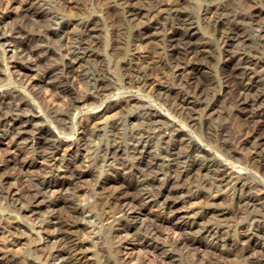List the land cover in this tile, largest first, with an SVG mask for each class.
<instances>
[{
    "label": "bare ground",
    "instance_id": "6f19581e",
    "mask_svg": "<svg viewBox=\"0 0 264 264\" xmlns=\"http://www.w3.org/2000/svg\"><path fill=\"white\" fill-rule=\"evenodd\" d=\"M49 1L50 0H21L19 2V5H18L17 9H16L17 14H15V16L18 17V19H21V20H27L28 19V21H29L30 18L42 19L44 16L42 15V13H37V11L40 12L41 10L39 11V9L42 8L44 5H46L47 2H49ZM55 1L58 3V5L62 6L63 8L67 4L66 0H55ZM232 1H234V0H232ZM239 1L241 2V0H239ZM239 1H238V3H240ZM69 2H71V0ZM76 2L79 3L80 1L79 2L76 1ZM223 2H224V0H223ZM243 2L245 3V1H243ZM261 2H263V1L261 0ZM120 3H122V2H120ZM123 3H122V5H123ZM139 3L137 4V6L139 5ZM141 3H144V1L141 2ZM151 3H153V2H151ZM157 3H158V0H157ZM248 3H250V2H248ZM53 4H52V6H53ZM201 4H203V3H201ZM241 4L243 6V3H241ZM128 5H130V3H128ZM235 5H237V4H235ZM257 5H259V4H257ZM149 6H151V5H149ZM156 6H158V5L156 4ZM242 6L240 5V8ZM134 7H135V5H133V8ZM202 7H204V6H202ZM2 8L3 7H0V42H2V43H0V46H1V49H0V54H1V58H0V84H2L0 86V89H1L0 90V112L3 111L4 109H6L7 112H4L3 114L0 113V142L2 140H7L8 142H10L11 146L17 148L20 151L19 152H16L12 156L9 155V157L10 156L11 157H10V159L8 158V160H6V158H0V163L3 162L6 165L8 164L7 167H10V166L12 167L13 166V169L15 167V169H14L15 171L14 172H16L15 174H17L16 177H9V176L0 175V209L3 210V211H10V212H12L13 213V216L17 220H20L21 221V219H24V221H25L24 223L27 225L26 228H29V227L31 228L33 226L32 223L34 222V220L32 222L30 219H28V217L26 218L25 214H29V216H31L32 214L33 215L36 214L39 211H37L38 209L33 208L32 205L34 203L39 202V200H44V199H47V198L50 199V202L44 207L47 210V212H46L47 214L44 213L43 214L44 216L37 217L38 219L40 218L39 220L42 219L41 221L38 222L39 223V226L37 228V235L39 237L38 236L37 237L39 238V242L43 243V247H41L39 250L37 249V250H34L33 251V255L36 257L37 261H43L44 262V260H42V259L43 258L45 259V255L47 254L49 257L46 255L47 258L45 259V264H92V263H88V258L89 257L87 258V254H86L87 250H86V247H85L86 246L85 242L81 241V239H80V242H76V240H75L76 238L79 239V237L82 236L81 233H83L85 230L90 229L89 226L83 227L78 222L79 218L81 216H84L85 215L89 219V222H88L89 225L93 228V230H95L94 232H95V235L96 236L99 235V233L101 232L102 228H105V227L101 226V224L104 225L103 224L104 221L102 222V219L103 218H105V219H112L114 223H117L116 229L115 230L113 229L114 230L113 233L115 234V239H117V240H123L124 236H126V238L128 236L136 237V235L138 236V235L141 234V236H143L142 239H144V241H145V246H146V243H148V247L150 248L149 251L152 250V252H158V251L161 252V255L164 256V259L161 260L162 262H165L166 261V259L171 255V252H174V251H182L183 253L185 252V255L186 256L187 255L188 256L190 255L192 257V259H193L192 264H226V261H225L226 255L224 254V250L230 249L228 247H231L235 251V253H234V251L231 252V253L232 254H235L237 256V259L239 260V263H240V261L243 262L244 260H246L248 257L251 256V257L255 258L254 261L251 260V261H253V262H251V264H264V215H262V217L260 216L261 220H259V221H255V219H254L255 216L252 215L253 218H251L249 220L250 222L248 224L245 223V224H247V226L246 227L244 226L245 229H244V231L242 233H237V232L235 233V232H233V234L232 235L230 234L231 236L229 235V237H228V236H224V235L219 234L220 231L218 232L217 230L213 229L212 228L213 225L211 227H206V226H203L202 224L198 223L197 221L199 219L196 221L197 218L196 219H189V218L186 219V218L179 217V216L173 214V210L179 205V203H177L178 201L176 202L175 200H172L171 201V198L172 197H174L175 195L183 194L185 191H187L188 193H190V191L193 188H195V187L192 186V184H197L196 185L197 187H198V185H203L204 187H207L210 190H213V189L215 190L216 189V190L219 191L221 189V187H222V184H224V182L226 181V176H228L227 174L225 175V171H226L227 167H226V169L222 170V168H225L223 165L216 164L214 162V160L213 161L212 160H209L208 161L206 159V155H205L206 154V151L203 149V147H201L199 144H197V143H195L193 141V138L191 137V135H189L188 133H185L184 132L185 130H183V127L182 126L181 127H179V126L177 127L176 125H174L173 123H171L170 120L167 119V117L165 118V115H163L160 112H149V111H147L145 109V110H143V112L140 111L141 112L140 115H137V116H134V117L132 116L131 119H128V120H131L132 123H131L130 130H127L126 129L127 131H130V132H129V134L127 133L128 134V139H127V142H125L126 144H125L124 147L121 146L117 142V140L119 139L118 137L120 135V132L114 130V127H119V124L116 121H114V122H116L114 124L111 123V124H113V126L111 127V130L112 131H110L111 134H110L109 138L107 140H105V141H102L101 139H102L103 133L105 132L104 130L107 128L106 126H102L101 125V127L99 128V127H97V125L96 126L94 125L91 128L89 127V122L92 120V118L94 119L93 116H95L96 114H98L99 112H101V111H98V110H97L98 112H93V111L96 110L97 108L101 109V107H103V105H104L103 103H102L103 105L100 104L98 106L96 104L99 102V100L101 99V97H106V94L107 93L109 94V90L106 87H104L105 85L103 86V83L101 82V79H96V78H93L92 79L91 77L89 78V76L84 73L85 72V69H83L81 71L83 72V76H86L85 79L87 81H85L86 83H85V86H84V91L82 92L80 90V92H81L80 93V96L79 97H76V89H75L76 87H75V83H74V78H75L74 74H75V70H77V69H75V68H77L76 67L77 65L80 66V67L81 66L83 67V64H87L88 63V60L90 59V56H91V51L89 50L90 51V56H89L88 53H87V49L90 48L93 45H96V43H94L92 41V39H93L94 35L98 31L96 32V30L94 29L92 21H90V20H82L81 21L80 20V22H76L73 25V28L71 29L70 28V24L71 23L70 24L69 23H61V22H58L57 21L59 18L58 19L57 18L55 19V17H54V19L52 20L53 17L52 18L50 17L51 18V24L52 25L51 26L48 25L49 26L48 30L45 29L46 31L45 32L43 31L44 30V27L45 28L48 27L46 25V26L43 27V30L41 29L44 33L40 32V34L38 33L37 35H34L33 36V35H29L28 33H26L22 29H17V31H15L14 29H11V26H10V32H7V30H6L7 28H6V26H4V24H6V22L8 20L10 21V17L11 16H9V15H7L5 13L6 9L3 11ZM56 8L59 10V7H55V9ZM128 8H130V7H128ZM143 8H145V7H143ZM155 8H157V7H155ZM166 8H168V7H166ZM196 8H197V6H196ZM229 8H231V7H229ZM244 8L247 9L246 7H244ZM248 8H249V6H248ZM250 8H251V5H250ZM147 9L149 10V8H147ZM200 9H202V8H200ZM221 9L223 10V8H221ZM137 10H135V11H137ZM160 10H159L158 14L160 12L162 13V11H160ZM176 10H177V8H176ZM209 10H211V9H209ZM7 11H8V9H7ZM168 11H169V9H168ZM247 11H249V9H247ZM98 12H99V10H98ZM128 12H130V11H128ZM164 12H165V10H164ZM213 12H214V10H213ZM231 12L233 13L232 10H231ZM263 12L264 11H262V10H259V11H255L254 10V11L248 13L247 14V17L246 16H244V17H246L251 24H253V23L255 24L258 21V19L261 17V15L264 14ZM220 13H222V12H220ZM53 14H55V13H53ZM130 14H132V13H130ZM136 14H138V13H136ZM155 14H157V13H155ZM225 14H224V17H225ZM145 15H147V14H145ZM151 15H152V13H151ZM207 15H209V14H207ZM229 15H230V13H229ZM15 16H14V18H15ZM154 16H158V15H154L153 14V17ZM232 16H233V14H232ZM46 17H48V16H46ZM136 17H137V15H136ZM141 17H143V16H141ZM213 17L212 18L209 17V18L210 19H213ZM50 18H49V20H50ZM128 18H130V17H128ZM181 18H179V19H181ZM188 18L189 17H187V19ZM192 18H193V16H192ZM262 18L264 20V17H262ZM60 19H62V18H60ZM85 19H87V17ZM130 19H132V18H130ZM143 19H145V18L143 17ZM143 19H141V21ZM160 19L161 18H159V20ZM187 19H186V21H187ZM242 19H243V17H242ZM125 20H128V19H125ZM259 20L262 22V19L261 18ZM13 21H15V20H13ZM128 21L131 22L132 20H128ZM206 21H208V20H206ZM230 21H231V19H230ZM260 21L258 22L259 27H256V28H259L258 31H256V32H258V36L260 34H263L264 33V31H262V27L260 26ZM16 22H14V23H16ZM24 22L25 21H23V23ZM31 22H34V20H32ZM45 22H47V21H45ZM137 22H140V21H137ZM147 22L148 21H146L145 23L147 24ZM136 23H135V25H136ZM187 23H188V21H187ZM165 24L166 23H164V26H165ZM167 24H169V23H167ZM213 24H214V22H213ZM247 24H249V23H247ZM40 25H42V23ZM43 25H45V24H43ZM157 25H156V27H158ZM231 25H232V23H231ZM240 26L241 25H239V27ZM18 27H19V25H18ZM71 27H72V25H71ZM204 27H203V29H204ZM234 27L236 28L238 26H234ZM38 28H40V26ZM167 28H170V27H167ZM179 28H181V27H179ZM228 28H230V27H228ZM182 29H181V31H182ZM197 29L199 30V28H197ZM226 29H227V27H226ZM28 30H27V32H28ZM150 30H151V28H150ZM187 30H188L187 32H190V30H193V28L191 27L190 29H187ZM240 30H238V31H240ZM35 31H38V30L35 29ZM135 31H136V29H135ZM213 31H215V30L213 29ZM30 32H32V31H30ZM159 32L160 33H158V34H161V31H159ZM195 32H193V33H195ZM220 32L223 33V31H221V30H220ZM228 32H229V30H228ZM7 33H10L11 36H12V38L13 37L15 38V37L21 36V35L25 37V38H22L25 43H22L23 41L20 42L18 40L19 43H17V46L14 49L8 50L10 52V54H11V58H13V59L16 58L19 62L21 61L19 67L25 68V69H33L35 67L39 68L36 65H32V64H34V62L31 61L32 64L30 62L31 57L33 56L32 51L28 49L29 46L27 47V43L31 41V40H29L30 38H33L32 40H34L35 43L36 42L38 43V45L35 44L38 47L41 46V42L43 43L44 41H47V42H50V43L52 42L54 44V47H57V46H55V43H56V45H57V43L60 44V43L64 42L65 38L67 37V40L69 41V44L67 46L66 45L65 46H66V48H68L67 49V51H68L67 53H68V56H70V59L65 60V58H61V64L62 65L60 67L59 66L58 67L56 66V67L51 68L48 71L45 70V73L44 72L43 73L41 72L42 74L39 76L40 79L43 80L45 77H48V76H51L52 77V76L55 75V78H56L55 80H56V84H57L56 87H57V90H58L56 93L58 95V99L59 98H60V100L62 99L61 100L62 101V103H61L62 105L61 104L59 106L57 105V107H55L53 105L46 107V105H44V107H45V110H44L42 108L43 106L41 107V104L39 103L40 104L39 105L37 103V101L34 100V98H29L26 95L25 96L22 95V93L24 94V92H29L27 90L28 87L25 88V89H23V91L13 90L12 85H15L17 82L16 81H15L16 83L13 82L14 79L13 78H10L8 76L9 75L8 73H10L9 70H8L9 67L5 63V55L7 53V49L6 48L8 47V46H5V45H6L7 42H10V41H8L9 40L8 38H10V36L8 38L6 37ZM155 33H157V32H155ZM167 33H169V32H167ZM193 33H192V35H193ZM232 33H234V31H232ZM243 33H245V32H243ZM143 34H140V35H143ZM170 34H171V32H170ZM170 34L167 35V39L170 38L171 39V40L169 39L170 40V43L171 44H173V43L175 44V41H174L173 38L176 37L177 34H174V32L172 33L173 35H170ZM211 34H213V32ZM148 35H150V34H148ZM155 35L157 36V34H155ZM155 35H153V33H152V37L153 36L156 37ZM237 35H238V33H237ZM240 35L238 37H240ZM244 35H242L243 38H244ZM135 36H136V34H135ZM224 36H221L220 39L222 37H224ZM230 36H232V35H230ZM234 36H235V33H234ZM98 37H100V36H98ZM144 37H145V35H144ZM96 38H97V36H96ZM181 38H182V36H181ZM230 38H233V36L230 37ZM247 38H249V37H247ZM141 39H142V36H141ZM143 39H145V38H143ZM163 39L164 38L162 36V40ZM225 39H227V37ZM151 40H149V41H151ZM176 40H179V39H176ZM184 40H183V42H184ZM190 40L191 39H189V41H187V42H190ZM245 40H246V38H245ZM13 41H14V39H13ZM253 41H254V39H253ZM139 42H140V40H139ZM197 42H199V41H197ZM219 42L220 41H218V44H219ZM225 42H223V39H222V43H225ZM236 42H239V40L236 41ZM39 43H40V45H39ZM52 43H51V45L53 46ZM67 43H65V44H67ZM179 43H177V44L179 45ZM242 43H244V42L242 41ZM165 44H166V42H165ZM194 44L196 45V43H194ZM205 44H204V47L206 46ZM210 44H211V42H210ZM31 45H33V44H31ZM157 45H159V47L162 46L160 44H157ZM175 45H173V46H175ZM191 45H193V44H191ZM197 45H198V43H197ZM217 45H216V48H217ZM237 45H239V44H237ZM237 45L235 47H237ZM36 46H34V47H36ZM181 47H183V46H181ZM198 47H199V45H198ZM66 48H65V50H66ZM165 48H166V45H165ZM167 48H168V45H167ZM246 48H248V47H246ZM99 49H101V48H99ZM137 49H138V47H137ZM209 49L210 48H208V50ZM219 49H220V47H219ZM252 49H254V45H253V48ZM65 50H62L61 53L63 54V52H65ZM96 50L97 49H95V51ZM175 50H177V47H176ZM181 50H182V48H181ZM193 50H194V48H193ZM208 50L206 52H208ZM214 50H215V48H214ZM18 51L20 53H18ZM135 51H138V50H135ZM225 51H227V49H225ZM258 51L261 52V51H264V49H262V50L260 49ZM35 52H36V50H35ZM38 52H42V55L41 54H39V55L43 56L44 55L43 53L46 52V51L44 49H42L41 47H39V49H37V52L36 53H38ZM192 52L194 53V51H192ZM192 52H191V50L190 51H186L185 55L186 56H189V55H191ZM212 52H210V53H212ZM253 52L254 51L251 50V52H249V53H244L243 52V54H241V55L238 53L239 54L238 55L239 57L236 59V61H235V57L231 56V57H229V59H226L225 60V63L223 65L225 67L231 69L230 70L231 71L230 73L233 74V78H234V75L240 76V78L238 77L239 78V82H238V86H237V93H238L240 99L238 98L239 99L238 103H237V101H235V103L238 104V107H241L240 109L243 110V111L245 109L247 111L248 108H251L252 110L255 108V114L254 115H250V116H253V117L254 116H258V117L263 118L264 117V90L260 91L261 88L258 90L257 87L260 85L259 81H261V78L264 79V77H260L261 75L264 76V62H262V60H260V58H259V60L255 59L256 56H253L254 55ZM51 53H53V52H51ZM149 53H151V52H149ZM155 53H157V52H155ZM195 53H196L195 54V57L197 58V56L200 55V54L198 52H195ZM223 53H224V51H223ZM232 53L233 52H231V54ZM174 54H175L174 56H177L176 53H174ZM181 54H184V53H181ZM213 54L214 53H212L210 56H212ZM178 55H180V53ZM262 55H264V54H262ZM157 56H158V54H157ZM169 56H167V58ZM192 56H193V54H192ZM208 56H209V54H208ZM215 56H216V54H215ZM217 56H219V55L217 54ZM50 58H51V56H50ZM148 58H150V57H148ZM130 59H126V60H128V62H130ZM185 59L183 58V60H185ZM191 59H193V58H191ZM144 60H146V59H144ZM178 60L182 61V59H180V58ZM211 60H210V62H211ZM233 60L236 63L235 65L232 64ZM158 61H155L154 60V62H158ZM170 61L172 63L173 60H170ZM191 61L192 60H190L189 62H191ZM203 61H202V63L204 64L206 61H204V62ZM7 62H8V60H7ZM184 62L185 61H183L182 63L184 64ZM215 62H216V60H215ZM178 63H181V62H178ZM196 63H198V62H196ZM208 63L209 62H207V64ZM141 64H143V63H141ZM144 64H145V62H144ZM207 64L205 63V65H207ZM215 64L217 65V63H215ZM134 65H136V64H134ZM197 65H199V64H197ZM170 66H171V64H170ZM191 66H192V64H191ZM80 67H79V69H80ZM143 67H145V66H143ZM149 67H154V65L152 66V64H151V66H149ZM159 67L160 66H158V68ZM164 67H166V66H164ZM185 67L186 66H184V69L185 70H191V69H189V65H187V68H185ZM207 67H208V65H207ZM140 69L142 71V68H140ZM179 69H181V68H179ZM128 70H130V69H128ZM128 70L126 69V71H128ZM174 70H175V68H174ZM147 71H149L148 66H147ZM164 71H165V68H164ZM240 71H241V73H239ZM4 72H6L8 75H5L6 77L4 76L5 78H2L3 77L2 75H3ZM135 72L136 71H134V73ZM156 72H157V70H156ZM167 72L165 71L164 73L166 74ZM198 72H199V70H198ZM157 73H161L162 74V71L157 72ZM184 73H185V71H184ZM187 73H189V72H187ZM126 74H127V72H126ZM173 75L174 76L172 78L171 77L170 78L172 80L178 81L180 83V85L183 87L184 90L181 89V90H179L177 92H174L172 90V88H171L172 87L171 85H169V86H171L170 88L167 87L168 82L166 83L167 84L166 87L161 86V84H160L161 87L157 90V91H159L158 94H157V92H155V94H157L156 95V98H157L156 101L160 102L161 106H163L164 108H167V109H165V111H167V113L169 112L171 115H173V117H175L178 120L179 125H180V123H183V125L189 126L190 129L192 128L193 130H195V129L198 130L199 128H201L202 123H201L200 120H198L197 116H200V114H202V115H204V118H205V114L210 113V115H209L210 117L208 119L209 120H211V119L213 120V118H211V117L213 116L212 113H213V110L215 108L206 105L207 107L204 109L203 108V105H204V103L206 101L209 100L210 96L212 95L211 94V92H212V86H215L216 84L214 85L212 81L211 82L208 81L210 83L208 85H206V84H204V83H206V81L205 82L203 81L204 83L202 81H199L197 75H195V77L193 75H190V74H189L190 76L187 75V74L186 75L185 74H182L181 75V74H178V73L177 74L175 73ZM203 75H206V74H203ZM103 76H104V74H103ZM166 76L168 77L167 74H166ZM215 76H218V75L216 74ZM96 77H97V75H96ZM205 77L207 78V76H205ZM229 77H231V76H229ZM104 78L105 77H103V79ZM221 78H222V75H221ZM12 79H13V81H12ZM107 79H109V78H107ZM128 79H131V78H128ZM208 79H210V78H208ZM226 80H225V82H226ZM125 81H127V80H125ZM128 81H130V80H128ZM165 81H167V80H165ZM165 81H163V82H165ZM214 82H216V81H214ZM137 83H138L137 85H139V89L140 90H143L144 88H146L148 86L149 80H148V78H145V77L143 78L142 77V78H139L138 79ZM128 84H131V83H128ZM170 84H172V83H170ZM26 85L27 84H25V87H26ZM106 85H108V83ZM227 85H229L228 82H227ZM230 85H231V83H230ZM262 85H263V83H262ZM8 86H11L12 89H10L11 87L8 88ZM22 86H24V85L22 84ZM229 86H228V89L230 88ZM235 86L236 85H234L233 87H235ZM5 87H7L8 89H5ZM131 87H133V86H131ZM216 87L219 88V86H216ZM221 89H222V87H221ZM263 89H264V87H263ZM218 90H215V91H218ZM252 91H255V94H254V97L251 99V97L249 98V93L252 92ZM229 92H230V90H229ZM220 93H222V92H220ZM173 94H174V97H171ZM250 96H251V94H250ZM212 97H213V95H212ZM125 100L128 103L127 99H125ZM128 100H130V99H128ZM232 101L230 100L228 102L230 103ZM119 102L120 101H118V100L116 101L115 100V102H112V103L106 105L102 111L105 112V111H109V110H112V109H115L116 110V108H120L121 104ZM135 102L137 104V101H135ZM221 102H223V101H221ZM122 103H124V102H122ZM128 104H130V103H128ZM128 104H126L125 107H127ZM226 104H228V103H226ZM137 105H135V106H137ZM222 105H223V103H222ZM132 107L133 106H131V108ZM234 107H236V106H234ZM234 107L231 106V108H234ZM83 108H88L90 111L88 110L89 112L82 113L81 110ZM135 108H132V109L135 110ZM143 108H144V106H143ZM231 108H229V109L231 110ZM36 110L40 113V114L38 113L39 114L38 116L35 117L33 115H29L31 113L32 114L34 113V115H35V111ZM156 110H154V111H156ZM119 112H121V111H119ZM239 112H241V111H239ZM121 113H123V112H121ZM218 113H219V111H218ZM237 113H238V111H237ZM219 115H220V113H219ZM221 116L222 117H220V118L222 119L223 118V115H221ZM246 118H248V117H246ZM123 119H124V117H123ZM123 119L121 118V120H123ZM237 119L238 118H236V120ZM239 119H240V117H239ZM212 120H211V122H213ZM216 120H214V122ZM204 121H205V119H204ZM251 121L252 120H250V122ZM133 122H136L135 123L136 125L133 124ZM256 122L254 124H259L258 122L257 123ZM260 122H262V121H260ZM44 123L45 124H49V125L45 126ZM137 123H139L143 128L141 126L139 128H136V126L138 125ZM209 123H210V121H209ZM246 123H247V121H246ZM128 125H130V124H128ZM244 125L245 124H243L241 126H244ZM247 126H245V127H247ZM251 126H252V124H251ZM165 127H167V128H165ZM212 127H208L207 129L209 130ZM260 127L264 130V124L262 126H260ZM261 128L257 129L258 131L256 130L252 134H249L248 132L247 133L245 132L247 134V136H248V134L250 135V137L247 140L244 139V138H242V139H238L237 138L238 140H236V141H238L237 142V145L239 146V148L241 149V147H244V146H246L248 144H252L253 146L264 145V133H259V130L261 131ZM119 129H121V128H119ZM249 129H250V127H249ZM242 130H240L241 131V135H242ZM238 131H239V129H238ZM110 132L108 131V133H110ZM77 133H79V136L80 137L79 138H77V137L76 138H72ZM202 133H203V131H202ZM195 134H196V132H195ZM237 134H238V132H237ZM107 135H109V134H107ZM197 135H199V134H197ZM239 135H240V133H239ZM242 136H245L246 137V135H242ZM120 137L122 138V136H120ZM211 137H213V136H211ZM239 137H241V136H239ZM214 138H216V137L214 136ZM123 139H124V137H123ZM212 139L213 138H211V140ZM96 140H97V143L94 142ZM207 140H209V139L207 138ZM93 142L95 143L94 145H92ZM121 142H122V140H121ZM215 144H217V143H215ZM65 145H67V148L65 149V151H63L64 152L63 154H60L61 149ZM223 145H225V143ZM229 145H230V143H229ZM225 146H227V145H225ZM225 146H224V148H225ZM238 146H237V148H238ZM249 146H251V145H249ZM220 147H222V145ZM231 147H232V144H231ZM250 148L252 149V146ZM233 149L234 148H232V150ZM153 150H157V153L154 156H153V153H152ZM224 150H226V149H224ZM84 151H85V154L86 155L83 158L82 157V154L84 153ZM239 151H241V150H239ZM236 153H235V155H237ZM257 153H258V151H257ZM4 154H5V152H4ZM4 154H3V157H4ZM40 154H41L40 157L44 161L54 160V165L52 166V168H49V171L47 173H45L44 175L39 174V175H36V178H33V177H32L33 179L28 178L26 172L27 171H32L37 166H40L39 164L36 163V158H38V155H40ZM259 154H261V153H259ZM207 155H208V153H207ZM147 156H150V157L152 156V159L151 160H147L146 159ZM232 156H234V155H232ZM231 159L232 158H230L229 160H231ZM259 160H260V158H259ZM8 162H10V164ZM219 162H217V163H219ZM84 166L87 167V168H90V170H89L90 172L82 173L80 171V169H82ZM93 168L95 169L96 173H99L100 172V173H102L104 175V181L107 183V185H110V186L111 185L113 186L114 184H117L118 183V181H117L116 178L122 177V182L119 181V182L122 183L121 184V187H120L121 188L120 191H116L114 193H111V195L109 194V199H105V203H103L104 204V207L102 209V212H103V215L102 216H101V212L98 214L95 210H92L93 209L92 207L94 206V204H92V203H91L92 204L91 205L92 206L91 207L92 208L91 210H89L88 208L79 207L76 204L77 203L76 199H82L83 200L85 198L83 196L84 193L82 194V196L84 198H80V195H78V193H79L78 191L77 192L70 193L69 194V197L59 198L57 201H56V199L53 200V198L56 196V194H59V195L61 194V195H64L65 196V193L72 191V188H75V186L77 185V182H79V180L86 179V178H88L90 176L93 177V171H92ZM244 170H246V169H244ZM256 170H257V168H256ZM10 171H11V168H10ZM38 171H40V170H38ZM33 172H35V171H33ZM5 173H7V171ZM201 174H203V177L205 176V178H204V180H203V178H201L203 181H201V183L198 184L199 183V180H200V177H201L200 176ZM13 175H14V173L12 174V176ZM30 175H28V176L30 177ZM234 175H235V173H234ZM235 176H237V175H235ZM229 177L230 176H228L227 179ZM12 179L13 180L15 179L14 184L11 183V180ZM244 179L246 180V178H244ZM230 180H231V178H230ZM241 181H244V180H241ZM241 183H243V182H241ZM104 184H101L100 185V188ZM225 184H228V183L226 182ZM204 187H202V188L204 189ZM106 188L107 187H105L104 189H106ZM104 189H102V190H104ZM113 189H114V187H113ZM132 191H137L138 194L135 193L136 195L135 196H132L131 195V192ZM206 191H209V190L206 189ZM250 191H251L250 188H248L245 184H243V185L241 184V186L239 187V189L233 195V197L234 196L237 197V200H236L237 201V204H238V208L237 209H244L245 210V209H247L249 207H254L255 208V207H259L260 206L264 210V197L263 196L261 197V196H258V195H254L255 193L252 194V193H250ZM254 191H257V190L255 189ZM257 192H261V191H257ZM90 193H89L90 196L93 198V195L94 194L92 192H90ZM86 194H88V193H86ZM186 195H183V196H186ZM87 196H89V195H87ZM174 198L176 199L177 196L174 197ZM96 199H97V197H96ZM95 201L96 200H93V203H95ZM98 203L99 202H97V204ZM180 203H182V205H184L187 202L185 203L182 200ZM99 204H98V206H99ZM103 204H102V206H103ZM148 205H150L151 207H157L156 209H161L163 212H166L165 214H167L166 217L163 218L159 223H157L158 225L156 224L153 228H151V226H148L146 224L147 222H145L142 219H140L139 216H134V214H135L136 210L138 209V207H146ZM95 206H97V205H95ZM94 208H96V207H94ZM100 209H101V207H100ZM150 209H153V208H150ZM230 209L232 210V207ZM162 211H160V212H162ZM224 212H226V211H224ZM231 212H233V211H231ZM235 212H237V211H235ZM116 214H119L120 217L119 218H115V215ZM222 214H220V215H222ZM225 214H227V213H225ZM218 215H216V216H218ZM37 216H40V215H37ZM193 216H195L194 213H193ZM214 217H215V215H214ZM223 219H224V217H223ZM225 219H226V217H225ZM113 222H111V223L113 224ZM209 222H210V220H209ZM209 222L207 221V223H209ZM212 222H213V220H212ZM155 223H156V221H155ZM26 225H24V226H26ZM99 225H100V228H96ZM25 230H26L25 227H23L21 224L10 225L9 223H6V224H3V227L2 228L0 226V234H2L3 238H5L4 240H6V242L8 244H10V245H17L18 242H19L18 239H17V235L18 234H21V236L22 235L26 236L27 233H25L26 232ZM166 230L167 231H170L171 234L169 232L166 235V238L163 241H161V243L159 242V244H158V241H156L158 239L157 238L158 237L157 235L159 233H161V231L164 232ZM29 232L31 233L32 231H29ZM42 233L48 235L46 241H45V239L43 241V238H41V234ZM74 236H75V239H74ZM112 236H114V235H112ZM185 236H189V237H185ZM99 237L100 236H98L97 238H99ZM28 238H30V235L28 236ZM31 238H32V236H31ZM138 239H139V237H138ZM99 240H101V238H99ZM29 241H31V239ZM91 241H92V244H94L95 248L98 247L97 246L98 243L100 245V242H98V241H95L93 239ZM88 242H90V241L88 240ZM121 242L122 241H120V243ZM32 243H34V241ZM166 245H169L171 250L170 249L169 250H166ZM100 247H101V250L98 249V252L99 253L101 252V254H102L103 258H104V262H105L104 264H109V258L107 256L105 257V254L106 253L104 254V251H103L104 249L102 250V246H100ZM230 250H232V249H230ZM96 252H97V250H96ZM122 255H120V256H122ZM179 255H181V254H179ZM100 257H99V259H100ZM153 257H155V255ZM188 258H190V257H188ZM227 258H228V256H227ZM9 259L7 258V256L4 257V255H2L0 253V263L1 264H11V263H13V261H15V260H13V258H12V260H9ZM15 259H17V258H15ZM101 260H103V259H101ZM122 260H124V259H122ZM119 261H121V260L119 259ZM119 261H118V264H119ZM124 261H126V260H124ZM19 262H21V261L19 260ZM139 263L140 264H155V262L146 263L143 260H141V262H139ZM23 264H24V262H23Z\"/></svg>",
    "mask_w": 264,
    "mask_h": 264
},
{
    "label": "rangeland",
    "instance_id": "374dc122",
    "mask_svg": "<svg viewBox=\"0 0 264 264\" xmlns=\"http://www.w3.org/2000/svg\"><path fill=\"white\" fill-rule=\"evenodd\" d=\"M21 0H0V7H3V11L6 9H8V11L5 13L10 17V21L8 20L6 22V24H4V26H6V30L7 32H10V26H11V29H14L15 31H17V29H22L24 30L26 33H28L29 35H37L38 33L40 34V32L44 33L46 30H48L49 26H51V18L52 20L57 18H59L57 21L58 22H61V23H71L70 24V28L72 29L73 28V25L76 23V22H80V20H90L92 21L93 23V27L94 29L96 30V32L99 34H95L92 41L94 43H96V45H93L91 46L90 48L87 49V53L88 55L90 56V51H91V56H90V59L88 60V63L87 64H83V67L81 66H76L77 70H75V78H74V83H75V89H76V97H79L80 96V90L83 92L84 91V86H85V81H87L85 78L86 76H83V72L81 70L85 69V74L89 76V78L91 77L92 79L93 78H96V79H101V82L103 83V86L106 87L108 90H109V94L107 95L106 94V97H101V99L99 100V102L96 104L97 106L98 105H103V107H101V109L97 108L96 110H94L93 112H98V111H101L99 112L98 114H96L94 117V119L92 118V120L89 122V127H93L94 125L97 127H101L102 126H106L107 128L104 130L105 132L103 133V136H102V141H105L109 138L111 132V127L113 126L114 123H118L119 124V127H114V130L116 131H119L120 132V135H119V141L117 140V142L121 145V146H125V142H127V139H128V134L130 131H127V130H130V127H131V120H128V119H131L132 116H137V115H140L141 112H143V110H147L149 112H160L162 113L163 115H165V118L167 117L168 120H170L171 123H173L174 125H176L177 127H183V130H185L184 132L185 133H188L189 135H191V137L193 138V141L197 144H199L201 147H203V149L206 151V159L209 161V160H214V162L218 165H223L225 168H222V170L226 169L225 171V175L227 174L228 176H230L228 179L226 176V181L224 182V184H222V187L221 189L218 191V190H210L208 189L207 187H204L203 185H198V187L196 186L197 184H192L193 188L190 193H188L187 191H185L183 194H180V195H175L174 197L177 196V198L175 199L174 197L171 198V201L172 200H175L177 203H179V205L173 210V214L174 215H177L179 217H183V218H189V219H196V221L200 224H202L203 226H206V227H211L213 225V229L217 230L219 232V234L221 235H224V236H228L231 234H233V232H237V233H242L245 229V227L247 226V224L250 222L249 220L251 218H253V216H255V221H259L261 220L260 216L262 217V215H264V210L260 207H249L247 209H237L238 208V204H237V197H233V195L236 193V191L239 189V187L241 186V184H245L248 188H250V193L254 194V195H258V196H263L264 197V145H257V146H253L252 144H248L244 147H241V149L239 148V146L237 145V142L236 140L238 139H248L250 137L249 134H252L254 131H256L257 129L261 128L260 126H262L264 124V117L261 118V117H258V116H250V115H254L255 114V108L252 110L251 108H248L247 111L246 109L243 111L241 110L240 108L241 107H238V101H239V95L237 93V86H238V82H239V78L240 76H236L234 75V78H233V74L230 73L231 69L225 67L223 64L225 63V60L226 59H229V57L233 56L235 57V61L236 59L239 57L238 55L240 54H243L244 53H249L252 51H254V55L253 56H256L255 59L259 60H262V62H264V51H258V50H262L264 49V33L263 34H260L259 37L258 36V29L259 28H256V27H259V24L258 22L260 21L259 19L261 18L262 19V22L264 23V20L262 17H264V14L261 15V17L258 19V21L254 24H251L249 22V20L246 18L247 17V14L252 12V11H259V10H262L264 11V0H262L263 2H261V0H241V2L239 0H158V3H157V0H71V2H69L70 0H66L67 4L66 6L63 8L62 6L58 5V3L55 1V0H50L49 2H47L46 5H44L42 8L39 9L40 12L37 11V13H42V15L44 16L42 19H35V18H30L29 21L28 19L27 20H21V19H18V17L15 16V14H17L16 12V9L19 5V2ZM73 1V2H72ZM76 1H80L79 3H77ZM130 3V5H128V3ZM144 1V3H141V2ZM153 3H151V2ZM238 1L240 3H238ZM245 1V3L243 2ZM101 2V3H100ZM120 2H126L125 4L123 3H120ZM140 2V3H139ZM150 2V3H149ZM156 2V3H155ZM161 2V3H160ZM236 2V3H235ZM250 2V3H248ZM252 2V3H251ZM54 3V4H53ZM76 3V4H75ZM98 3V4H97ZM116 3V4H115ZM132 3V4H131ZM135 3V4H134ZM139 3V5L137 6V4ZM203 3V4H201ZM225 3V4H224ZM228 3V4H227ZM243 3V6L242 4ZM49 4V5H48ZM53 4V6H52ZM75 4V5H74ZM155 4V5H154ZM156 4L159 6H156ZM161 4V5H160ZM237 4V5H235ZM248 4V5H247ZM253 4V5H252ZM259 4V5H257ZM56 5V6H55ZM133 5H135V7L133 8ZM142 5V6H141ZM151 5V6H149ZM181 5V6H180ZM240 5L243 7L240 8ZM247 5V6H246ZM250 5H251V8H250ZM59 7V10L55 7ZM141 6V7H140ZM164 6V7H163ZM168 8H166V7ZM170 6V7H169ZM197 6V8H196ZM204 6V7H202ZM218 6V7H217ZM221 6V7H220ZM225 6V7H224ZM236 6V7H235ZM249 6V8H248ZM6 7V8H5ZM47 9H46V8ZM54 7V8H53ZM130 7V8H128ZM145 7V8H143ZM157 7V8H155ZM173 7V8H172ZM175 7V8H174ZM179 7V8H178ZM202 9H200V8ZM211 9V10H209ZM212 7V8H211ZM231 7V8H229ZM244 7H246L247 9H249V11H247V9H245ZM46 10H45V9ZM62 8V9H61ZM139 8V9H138ZM149 8V10L147 9ZM162 8V9H161ZM177 8V10H176ZM207 8V9H206ZM217 8V9H216ZM223 8V10L221 9ZM236 8V9H235ZM239 8V9H238ZM258 8V9H257ZM260 8V9H259ZM44 9V10H43ZM64 9V10H63ZM127 11H125V10ZM139 11H138V10ZM155 9V10H154ZM161 9V10H160ZM165 12H164V10ZM169 9V11H168ZM175 9V10H174ZM99 10V12H98ZM137 10V11H135ZM145 10V11H144ZM162 11V13L158 14V12ZM173 10V11H172ZM209 10V11H208ZM214 10V12H213ZM216 10V11H215ZM219 10V11H218ZM231 10L233 11V13L231 12ZM251 10V11H250ZM52 11V12H51ZM125 11V12H124ZM130 11V12H128ZM157 11V12H156ZM168 11V12H167ZM172 11V12H171ZM175 11V12H174ZM177 11V12H176ZM201 11V12H200ZM211 11V12H210ZM225 11V12H224ZM241 11V12H240ZM147 12V13H146ZM216 12V13H215ZM222 12V13H220ZM55 13V14H53ZM132 13V14H130ZM137 17H136V15ZM149 13V14H148ZM152 13V15H151ZM157 13V14H155ZM173 13V14H172ZM215 13V14H214ZM226 13V14H225ZM230 13V15H229ZM264 13V12H263ZM49 14V15H48ZM90 14V15H89ZM134 14V15H133ZM144 14V15H143ZM147 14V15H145ZM153 14L154 15H158V16H154L153 17ZM164 14V15H163ZM167 16H166V15ZM190 14V15H189ZM209 14V15H207ZM224 14H225V17H224ZM228 14V15H227ZM233 14V16H232ZM55 15V16H54ZM88 15V16H87ZM139 15V16H138ZM180 15V16H179ZM207 15V16H206ZM215 17H213V16ZM219 15V16H218ZM15 16V18H14ZM48 16V17H46ZM60 16V17H59ZM93 16V17H92ZM132 16V17H131ZM136 18H135V17ZM143 16L145 19H143ZM166 16V17H165ZM193 16V18H192ZM232 16V17H231ZM239 16V17H238ZM246 16V17H244ZM51 17V18H50ZM87 17V19H85ZM132 19H130V18ZM143 19L141 21V19ZM153 17V18H152ZM164 17V18H163ZM182 17V18H181ZM187 17H189L188 19L191 21H189L187 19ZM213 17V19H210V18ZM222 17V18H221ZM229 17V18H228ZM234 17V18H233ZM243 17V19H242ZM50 18V20H49ZM62 18V19H60ZM139 18V19H138ZM159 18H161L159 20ZM181 18V19H179ZM204 18V19H203ZM206 18V19H205ZM220 18V19H219ZM15 21H13V20ZM47 19V20H46ZM93 19V20H92ZM98 19V20H97ZM125 19H128V20H132L131 22L128 21V20H125ZM156 19V20H155ZM158 19V20H157ZM163 19V20H162ZM188 23H187V21ZM195 21H194V20ZM229 19V20H228ZM231 19V21H230ZM237 19V20H236ZM18 20V21H17ZM32 20H34V22H31ZM38 22H36V21ZM41 20V21H40ZM68 20V21H67ZM71 20V21H70ZM151 20V21H150ZM193 20V21H192ZM208 20V21H206ZM212 20V21H211ZM215 20V21H214ZM217 20V21H216ZM222 20V21H221ZM17 21V22H16ZM23 21H25L23 23ZM28 21V22H27ZM47 21V22H45ZM66 21V22H65ZM98 21V22H97ZM101 21V22H100ZM137 21H140V22H137ZM146 21L147 24L145 23ZM155 21V22H154ZM164 21V22H163ZM236 21V22H235ZM240 21V22H239ZM14 25H12L11 23ZM16 22V23H14ZM42 25H40L41 23ZM128 22V23H127ZM133 22V23H132ZM137 22V23H136ZM191 24H190V23ZM201 24H200V23ZM214 22V24H213ZM223 22V23H222ZM225 22V23H224ZM249 24H247V23ZM260 21V26L262 27V31H264V24ZM10 23V24H9ZM20 23V24H19ZM40 23V24H39ZM48 23V24H47ZM136 23V25H135ZM162 23V24H161ZM164 23H169V24H165L164 26ZM221 23V24H220ZM232 23V25H231ZM238 23V24H237ZM246 23V24H245ZM16 24V25H15ZM22 24V25H21ZM25 26H24V25ZM37 24V25H36ZM45 24V25H43ZM100 24V25H99ZM158 27H156V25ZM176 24V25H175ZM193 24V25H192ZM208 24V25H207ZM210 24V25H209ZM219 24V25H218ZM224 24V25H223ZM230 24V25H229ZM243 24V25H242ZM19 25V27H18ZM48 26V27H44V26ZM72 25V27H71ZM98 25V26H97ZM140 25V26H139ZM148 25V26H147ZM151 27H150V26ZM170 25V26H169ZM200 25V26H199ZM222 25V26H221ZM227 25V26H226ZM239 25H241L239 27ZM253 25V26H252ZM256 25V26H255ZM8 26V27H7ZM13 26V27H12ZM17 28H16V27ZM21 26V27H20ZM24 26V27H23ZM40 26V28H38ZM42 26V27H41ZM160 26V27H159ZM189 26V27H188ZM202 26V27H201ZM205 26V27H204ZM207 26V27H206ZM211 26V27H210ZM220 26V27H219ZM224 26V27H223ZM234 26H238V27H234ZM23 27V28H22ZM43 27H44V30H43ZM143 27V28H142ZM167 27H170V28H167ZM181 27V28H179ZM193 28V30H190V32H187L188 30L187 29H190V28ZM204 27V29H203ZM219 27V28H218ZM227 27V29H226ZM230 27V28H228ZM246 29H245V28ZM30 28V29H29ZM141 30H140V29ZM151 28V30H150ZM164 28V29H163ZM174 28V29H173ZM183 28V29H182ZM199 28V30L197 29ZM208 28V29H207ZM212 28V29H211ZM224 28V29H223ZM244 28V29H243ZM29 29V30H28ZM35 29H37L38 31H35ZM44 31H42V30ZM46 29V30H45ZM136 29V31H135ZM182 29V31H181ZM201 29V30H200ZM213 29L215 31H213ZM241 29V30H240ZM249 29V30H248ZM28 30V32H27ZM143 30V31H142ZM164 32H163V31ZM168 30V31H167ZM173 30V31H172ZM211 30V31H210ZM223 31L222 32H220ZM226 30V31H225ZM229 30V32H228ZM237 30V31H236ZM240 30V31H238ZM32 31V32H30ZM159 31H161V34H158L160 33ZM169 33H167V32ZM196 31V32H195ZM217 31V32H216ZM232 31H234L235 33V36H234V33H232ZM250 31V32H249ZM255 31V32H254ZM145 32V33H144ZM157 32V33H155ZM171 32V34H170ZM174 32V34H177L176 37H174V41H175V44H171L170 43V38L167 39V35H173L172 33ZM178 32V33H177ZM195 32V33H193ZM213 32V34H211ZM225 32V33H224ZM227 32V33H226ZM231 32V33H230ZM245 32V33H243ZM31 33V34H30ZM144 33V34H143ZM152 33L153 35L157 34V38L156 37H152ZM184 33V34H183ZM188 33V34H187ZM193 33V35H192ZM238 33V35H237ZM241 35H240V34ZM249 33V34H248ZM136 34V36H135ZM140 34H143V35H140ZM150 34V35H148ZM163 34V35H162ZM179 34V35H178ZM192 36H191V35ZM223 34V35H222ZM245 34V35H244ZM145 35V37H144ZM148 35V36H147ZM198 35V36H197ZM225 35V36H224ZM229 37H228V36ZM233 38H230L232 36ZM240 35V37H238ZM244 35V38L243 36ZM248 35V36H247ZM10 36V38H8ZM97 36V38H96ZM100 36V37H98ZM141 36H142V39H141ZM162 36H163V40H162ZM182 36V38H181ZM186 38H185V37ZM194 36V37H193ZM221 36H224L220 39ZM252 36V37H251ZM257 38H256V37ZM263 36V37H262ZM6 37L9 39L8 41L10 42H7L5 46H8L6 49H7V53L5 55V63L8 65V70L9 72L11 73H6L4 72L3 73V77L2 78H5L6 76L5 75H8L10 78H13L12 81L15 82L16 84L15 85H12L13 87V90H17V91H23V89L27 88L28 87V91L29 92H24V94L22 93V95H26L27 97L29 98H34V100L37 101V103L41 104V107L45 110V107L44 105L47 106H55L57 107V105L59 106L61 103H62V99L60 100V98L58 99V95H57V87H56V78H55V75L54 76H48V77H45L43 80L40 79V75L44 72L45 73V70L48 71L50 70L51 68L53 67H60L62 64H61V58H65V60H68L70 59V56H68V51L66 48V46L69 44V41L67 40V37L65 38L64 42L62 43H55V46L57 47H54V44L53 46L51 45L50 42H47V41H44L43 43L41 42V47L42 49H44L46 52H44L43 56L42 55V52H37V49H39L38 46V43L34 42V40H32L33 38H30L29 40H31L30 42H26L27 43V47L29 50L32 51L33 53V56L31 57V60L30 62H34V64H31L32 65H36L38 66L39 68L35 67L33 69H25V68H21L19 67L20 65V62L15 58H11V54L8 50L10 49H14L16 46H17V43L22 42V43H25L24 40L22 38H25L24 36H17V37H13L11 36L10 33H7ZM148 37V38H147ZM152 37V38H151ZM189 37V38H188ZM227 37V39H225ZM244 39H242V38ZM249 37V38H247ZM19 38V39H18ZM137 38V39H136ZM140 38V39H139ZM145 38V39H143ZM161 38V39H160ZM185 40H184V39ZM193 38V39H192ZM246 38V40H245ZM252 40H251V39ZM256 38V39H255ZM14 39V41H13ZM98 39V40H97ZM152 39V40H151ZM160 39V40H159ZM170 39V40H169ZM176 39H179V40H176ZM181 39V40H180ZM190 42H187L189 41ZM197 39V40H196ZM222 39H223V42L225 43H222ZM230 39V40H229ZM234 39V40H233ZM239 42H236L238 41ZM254 39V41H253ZM19 40V41H18ZM140 40V42H139ZM151 40V41H149ZM154 40V41H153ZM162 40V41H161ZM184 40V42H183ZM233 40V41H232ZM13 41V42H12ZM17 41V42H16ZM101 41V42H100ZM143 41V42H142ZM169 41V42H168ZM199 41V42H197ZM218 41L219 44H218ZM242 41L244 43H242ZM263 41V42H262ZM33 42V43H32ZM68 42V43H67ZM161 42V43H160ZM166 42V44H165ZM180 42V43H179ZM211 42V44H210ZM233 42V43H232ZM242 44H241V43ZM260 42V43H259ZM2 43V42H0ZM9 43V44H8ZM67 43V44H65ZM169 43V44H168ZM179 43V45L177 44ZM194 43H198V45L196 46ZM206 43V44H205ZM208 43V44H207ZM250 43V44H249ZM258 43V44H257ZM33 44V45H31ZM36 44V45H35ZM63 44V45H62ZM138 44V45H137ZM141 44V45H140ZM157 44H160L162 46L159 47V45ZM182 44V45H181ZM193 44V45H191ZM204 44L207 46L204 47ZM214 44V45H213ZM218 44V45H217ZM229 44V45H228ZM239 44V45H237ZM252 44V45H251ZM10 45V46H9ZM40 45V43H39ZM48 45V46H47ZM66 45V46H65ZM165 45H166V48H167V45H168V48L166 49L165 48ZM177 47V50L175 46ZM180 47H178V46ZM189 45V46H188ZM216 45H217V48H216ZM223 45V46H222ZM237 45V47H235ZM241 45V46H240ZM249 45V46H248ZM253 45H254V49L253 48ZM48 48H47V47ZM51 48H50V47ZM61 46V47H60ZM98 46V47H97ZM170 46V47H169ZM183 46V47H181ZM197 48H196V47ZM210 46V47H209ZM222 46V47H221ZM229 46V47H228ZM232 46V47H231ZM239 46V47H238ZM69 47V46H68ZM95 47V48H94ZM97 47V48H96ZM131 47V48H130ZM136 49H135V48ZM138 47V49H137ZM215 50H214V48ZM220 47V49H219ZM236 49H235V48ZM248 47V48H246ZM251 47V48H250ZM261 47V48H260ZM47 48V49H46ZM62 48V49H61ZM66 48V50H65ZM93 48V49H92ZM101 48V49H99ZM171 48V49H170ZM175 48V49H174ZM182 48V50H181ZM194 48V50H193ZM196 48V49H195ZM205 48V49H204ZM208 48H210L208 50ZM234 48V49H233ZM239 48V49H238ZM250 48V49H249ZM0 49H1V46H0ZM49 49V50H48ZM51 49V50H50ZM56 49V50H55ZM60 49V50H59ZM95 49H97L95 51ZM161 49V50H160ZM185 49V50H184ZM187 49V50H186ZM205 51H204V50ZM223 49V50H222ZM225 49H227V51H225ZM244 49V50H243ZM258 49V50H257ZM36 50V52H35ZM62 50H65V52H63V54L61 53ZM90 50V51H89ZM99 50V51H98ZM132 50V51H131ZM135 50H138V51H135ZM173 50V51H172ZM184 50V51H183ZM194 51V53L192 52L191 55L189 56H186L185 53L186 51ZM208 50V52H206ZM222 50V51H221ZM250 50V51H249ZM257 50V51H256ZM131 51V52H130ZM169 51V52H168ZM204 51V52H203ZM213 51V52H212ZM216 51V52H215ZM224 51V53H223ZM229 51V52H228ZM53 52V53H51ZM95 52V53H94ZM97 52V53H96ZM151 52V53H149ZM153 52V53H152ZM157 52V53H155ZM161 52V53H160ZM176 53L177 56H174ZM195 52H198L200 55L197 56V58L195 57ZM214 53L212 56H210L212 53ZM231 52H233L231 54ZM237 52V53H236ZM18 53H20L18 51ZM46 53V54H45ZM67 53V54H66ZM180 53V55H178ZM181 53H184V54H181ZM208 54L206 55V54ZM239 53V54H238ZM256 53V54H255ZM41 54V55H39ZM95 54V55H94ZM158 54V56H157ZM167 54V55H166ZM193 54V56H192ZM216 54V56H215ZM217 54L219 56H217ZM224 54V55H223ZM228 54V55H227ZM234 54V55H233ZM64 55V56H63ZM170 55V56H169ZM8 56V57H7ZM49 56V57H48ZM51 56V58H50ZM67 56V57H66ZM153 56V57H152ZM167 56H169L167 58ZM174 58H173V57ZM191 56V57H190ZM203 56V57H202ZM208 58H207V57ZM228 56V57H227ZM45 57V58H44ZM94 57V58H93ZM100 57V58H99ZM144 57V58H143ZM150 57V58H148ZM200 57V58H199ZM215 57V58H214ZM219 57V58H218ZM0 58H1V54H0ZM7 58V59H6ZM43 58V59H42ZM58 58V59H57ZM131 58V59H130ZM182 59V61L178 60V59ZM183 58L185 60H183ZM188 58V59H187ZM193 58V59H191ZM202 58V59H201ZM213 58V59H212ZM217 58V59H216ZM225 58V59H224ZM126 59H130V62H128V60ZM143 59V60H142ZM146 59V60H144ZM148 59V60H147ZM177 59V60H176ZM195 59V60H194ZM197 59V60H196ZM200 59V60H199ZM205 59V60H204ZM212 59V60H211ZM224 59V60H223ZM8 60V62H7ZM17 60V61H16ZM46 62H45V61ZM49 60V61H48ZM57 60V61H56ZM134 60V61H133ZM150 60V61H149ZM153 60V61H152ZM155 61H158V62H154ZM170 60H173L172 63ZM190 60H192L191 62H189ZM206 61L205 63L207 64V62H209L207 65H205V63L203 64L202 61ZM208 60V61H207ZM211 60V62H210ZM216 60V62H215ZM147 61V62H146ZM161 61V62H160ZM163 61V62H162ZM183 61L184 64L182 63ZM203 61V62H204ZM40 62V63H39ZM134 62V63H133ZM140 62V63H139ZM145 62V64H144ZM165 62V63H164ZM168 62V63H167ZM176 62V63H175ZM178 62H181V63H178ZM193 62V63H192ZM198 62V63H196ZM202 64H201V63ZM38 63V64H37ZM132 65H131V64ZM143 63V64H141ZM154 63V64H153ZM167 63V64H166ZM190 63V64H189ZM217 63V65L215 64ZM136 64V65H134ZM152 66L154 65V67H149V66ZM171 64V66H170ZM192 64V66H191ZM199 64V65H197ZM211 64V65H210ZM233 65H235L236 63L232 62ZM128 67H127V66ZM149 68V71H147V66ZM156 65V66H155ZM162 65V66H161ZM174 65V66H173ZM182 65V66H181ZM187 65H189V69L191 70H185L184 69V66H186L185 68H187ZM223 65V66H222ZM141 66V67H140ZM145 66V67H143ZM158 66H160L158 68ZM166 66V67H164ZM180 66V67H179ZM80 67V69H79ZM125 67V68H124ZM138 67V68H137ZM183 67V68H182ZM198 67V68H197ZM210 67V68H209ZM142 68V71L141 69ZM144 68V69H143ZM154 68V69H153ZM157 68V69H156ZM162 70H161V69ZM164 68H165V71L167 72L166 74L168 75V77L172 78L174 75L173 74H187V75H193L195 77V75H197L199 81H206V85H208L211 81L213 82V84L215 86H212V92L211 94L212 95L210 96L209 100L206 101L203 105V108L205 109L207 106H211V107H214L215 111L213 110V113H212V117L213 118V122L214 120H216L214 123L211 122V120H209L208 118L210 117V113H207L205 114V118H204V115L200 114V116H197L198 120L201 121L202 123V126L201 128H199L198 130L195 129L193 130L192 128L190 129L189 126L187 125H183V123H180L179 125V122L178 120L173 117V115H171L169 112L167 113V111H165V109L167 108H164L163 106H161L160 102L156 101V95L158 94L159 91H157L161 86H164L166 87V83L168 82V85L167 87H171L172 90L174 92H177L179 90H184L183 87L180 85V83L176 80H172L171 78L169 79L166 74L164 73ZM175 68V70H174ZM181 68V69H179ZM193 68V69H192ZM197 68V69H196ZM209 68V69H208ZM221 68V69H220ZM223 68V69H222ZM39 69V70H38ZM79 69V70H78ZM126 69H130L128 71H126ZM153 69V70H152ZM157 72H160L162 71V74L161 73H157ZM160 69V70H159ZM173 69V70H172ZM196 69V70H195ZM201 69V70H200ZM145 70V71H144ZM155 70V71H154ZM178 70V71H177ZM180 70V71H179ZM193 70V71H192ZM199 70V72H198ZM204 70V71H203ZM81 73H80V72ZM133 71V72H132ZM134 71H136L134 73ZM153 71V72H152ZM185 71V73H184ZM195 71V72H194ZM211 71V72H210ZM219 71V72H218ZM42 72V73H41ZM104 72V73H103ZM127 72V74H126ZM132 72V73H131ZM142 72V73H141ZM175 72V73H174ZM182 72V73H181ZM189 72V73H187ZM206 72V73H205ZM226 74H224V73ZM228 74H227V73ZM89 73V74H88ZM100 73V74H99ZM104 76H103V74ZM107 73V74H106ZM150 73V74H149ZM196 73V74H195ZM198 73V74H197ZM201 75H200V74ZM241 73V71L239 72ZM203 74H206V75H203ZM208 74V75H207ZM218 75V76H215V75ZM97 75V77H96ZM120 75V76H119ZM170 75V76H169ZM189 75V76H190ZM221 75H222V78H221ZM5 76V77H4ZM13 76V77H12ZM100 76V77H99ZM133 76V77H132ZM203 78H202V77ZM207 76V78L205 77ZM231 76V77H229ZM236 76V77H235ZM78 77V78H77ZM103 77H105L103 79ZM125 79H124V78ZM148 78L149 80V84L146 88H144L143 90H140L139 89V85H137V81L139 78ZM153 77V78H152ZM167 77V78H166ZM205 77V78H204ZM218 79H217V78ZM239 77V78H238ZM260 77H264V76H260ZM109 78V79H107ZM128 78H131V79H128ZM137 78V79H136ZM166 78V79H165ZM210 78V79H208ZM163 79V80H162ZM167 81H165V80ZM222 79V80H221ZM227 79V80H226ZM231 79V80H230ZM233 79V80H232ZM237 79V80H236ZM55 80V81H54ZM76 80V81H75ZM125 80H130V81H125ZM134 80V81H133ZM136 80V81H135ZM152 80V81H151ZM171 80V81H170ZM226 80V82H225ZM264 79L261 78V81H259L260 85L257 87V89L259 90L261 88L260 91L264 90L263 89V85H264ZM161 81V82H160ZM165 81V82H163ZM210 81V82H208ZM216 81V82H214ZM222 81V82H221ZM233 83H232V82ZM263 81V82H262ZM134 82V83H133ZM152 82V83H151ZM163 82V83H162ZM221 84H220V83ZM227 82L228 84L231 85H227ZM6 83V82H5ZM19 83V84H18ZM108 83V85H106ZM110 83V84H109ZM128 83H131V84H128ZM172 83V84H170ZM263 83V85H262ZM4 84V83H3ZM22 84L24 86H22ZM25 84L26 87H25ZM31 84V85H30ZM161 84V86H160ZM163 84V85H162ZM175 84V85H174ZM236 85L235 87H233L234 85ZM2 84H0L1 86ZM171 85V86H169ZM227 85V86H226ZM33 86V87H32ZM36 86V87H35ZM133 86V87H131ZM177 88H176V87ZM216 86H219L216 87ZM228 86L230 87L228 89ZM11 86H8V88H10ZM12 87L10 89H12ZM18 87V88H17ZM56 87V88H55ZM119 87V88H118ZM154 87V88H153ZM175 87V88H174ZM222 87V89H221ZM7 87H5V89H8ZM30 88V89H29ZM111 88V89H110ZM121 88V89H120ZM138 88V89H137ZM219 90H218V89ZM226 88V89H225ZM232 88V89H231ZM236 88V89H235ZM154 91H153V90ZM176 89V90H175ZM228 89V90H227ZM1 90V89H0ZM112 90V91H111ZM116 90V91H115ZM140 90V91H139ZM215 90H218V91H215ZM230 90V92H229ZM236 91V92H235ZM155 92H157V94H155ZM219 92V93H218ZM222 92V93H220ZM229 92V93H228ZM232 93V94H231ZM236 93V94H235ZM219 94V95H218ZM231 94V95H230ZM251 94V96H250ZM254 94H255V91H252L249 93V98L251 97V99L254 97ZM155 95V96H154ZM32 96V97H31ZM108 96V97H107ZM219 96V97H218ZM224 96V97H223ZM235 96V97H234ZM237 96V97H236ZM171 97H174V94L171 96ZM221 97V98H220ZM227 97V98H226ZM229 97V98H228ZM233 99H232V98ZM107 98V99H106ZM218 98V99H217ZM226 98V99H225ZM239 98V99H238ZM128 101V104L126 102V100ZM130 99V100H128ZM153 99V100H152ZM224 99V100H223ZM229 99V100H228ZM235 99V100H234ZM238 99V100H237ZM115 100L117 101H120L119 103L121 104L120 108H116L115 109H112V110H109V111H105L103 112L102 110L104 109V107L112 102H115ZM232 101V102H228V101ZM103 101V102H102ZM105 101V102H104ZM137 101V104L136 102ZM156 101V102H155ZM214 101V102H213ZM216 101V102H215ZM223 101V102H221ZM227 101V102H226ZM235 101H237V103H235ZM124 102V103H122ZM134 102V103H133ZM152 102V103H151ZM218 102V103H217ZM228 104H226V103ZM103 103V104H102ZM107 103V104H106ZM133 103V104H132ZM216 103V104H215ZM223 103V105H222ZM225 103V104H224ZM39 104V105H40ZM128 104L127 107H125V105ZM62 105V104H61ZM137 105V106H135ZM160 107H159V106ZM207 105V106H206ZM214 105V106H213ZM216 105V106H215ZM220 105V106H219ZM228 105V106H227ZM126 108H124V107ZM131 106H133L132 108H135L132 109ZM144 106V108H143ZM223 106V107H222ZM234 107V108H231ZM142 107V108H141ZM149 107V108H148ZM231 108V110L229 108ZM118 109V110H117ZM123 109V110H122ZM139 109V110H138ZM157 109V110H156ZM234 109V110H233ZM89 109L88 108H83L81 111L82 113L84 112H89L88 111ZM98 110V111H97ZM125 110V111H124ZM156 110V111H154ZM230 110V111H229ZM123 113H121V112ZM127 111V112H126ZM131 111V112H130ZM141 111V112H140ZM220 115H219V113ZM232 111V112H231ZM234 111V112H233ZM238 111V113H237ZM241 111V112H239ZM4 112H7L6 109H4L3 111H1L0 113L3 114ZM243 112V113H242ZM250 112V113H249ZM253 112V113H252ZM39 112L36 110L35 111V115L34 113L32 114H29V115H33V116H38ZM103 113V114H102ZM106 113V114H105ZM232 113V114H231ZM252 113V114H251ZM42 114V113H41ZM100 114V115H99ZM135 114V115H134ZM237 114V115H236ZM239 114V115H238ZM245 114V115H244ZM248 116H247V115ZM128 115V116H127ZM221 115H223V118L221 119L220 117H222ZM236 117H235V116ZM215 116V117H214ZM248 118H246V117ZM124 117V119H123ZM207 117V118H206ZM233 117V118H232ZM240 117V119H239ZM121 118L123 120H121ZM126 118V119H125ZM236 118H238L236 120ZM117 119V120H116ZM205 119V121H204ZM256 119V120H255ZM208 120V121H207ZM244 120V121H243ZM250 120H252L250 122ZM116 121V122H114ZM122 121V122H121ZM204 121V122H203ZM210 121V123H209ZM247 121V123H246ZM258 122L259 124H254L255 122ZM262 121V122H260ZM250 122V123H249ZM256 122V123H257ZM113 123V124H111ZM126 123V124H125ZM136 122H133V124H135ZM91 124V125H90ZM107 124V125H106ZM111 126H110V125ZM130 124V125H128ZM138 127L136 126V128H139L141 125L139 123H137ZM204 124V125H203ZM245 124L244 126H241ZM252 124V126H251ZM45 126L49 125V124H45ZM136 125V124H135ZM248 125V126H247ZM255 125V126H254ZM257 125V126H256ZM109 126V127H108ZM175 126V127H176ZM206 126V127H205ZM213 126V127H212ZM241 128H240V127ZM247 126V127H245ZM124 127V128H123ZM142 127V126H141ZM208 127H212L210 128L209 130L207 129ZM243 127V128H242ZM245 127V128H244ZM250 127V129H249ZM109 128V129H108ZM121 128V129H119ZM143 128V127H142ZM167 128V127H165ZM188 128V129H187ZM198 128V127H197ZM206 128V129H205ZM253 128V129H252ZM124 129V130H123ZM127 129V130H126ZM190 129V130H189ZM213 131H212V130ZM239 129V131H238ZM243 129V130H242ZM246 129V130H245ZM182 130V129H181ZM188 130V131H187ZM201 130V131H200ZM208 130V131H207ZM242 130V135H246L245 136H242L241 135V131ZM108 131L110 133H108ZM125 131V132H124ZM199 131V132H198ZM203 131V133H202ZM251 131V132H250ZM258 131V130H257ZM262 131V132H261ZM261 131L259 130V133H264V130L261 128ZM124 132V133H123ZM196 132V134H195ZM238 132V134H237ZM244 132V133H243ZM248 132V136L246 133ZM128 133V134H127ZM191 133V134H190ZM210 133V134H209ZM218 135H217V134ZM240 133V135H239ZM109 134V135H107ZM195 134V135H194ZM199 134V135H197ZM202 136H201V135ZM204 134V135H203ZM194 135V136H193ZM238 135V136H237ZM122 136V138L120 137ZM213 136V137H211ZM214 136L216 138H214ZM220 136V137H219ZM241 136V137H239ZM79 138V133H77L76 135H74L72 138ZM124 137V139H123ZM207 138L209 140H207ZM211 138H213L211 140ZM238 138V139H237ZM122 142H121V140ZM243 139V140H244ZM124 140V141H123ZM219 140V141H218ZM236 142H235V141ZM218 141V142H217ZM95 143H97V140L94 141ZM93 142L92 145H94L95 143ZM124 142V143H123ZM222 142V143H221ZM122 143V144H121ZM217 143V144H215ZM225 143V145H223ZM230 143V145H229ZM234 143V144H233ZM222 147H220L221 145ZM231 144H232V147H231ZM218 145V146H217ZM238 148H237V146ZM252 146V149L250 148ZM215 146V147H214ZM217 146V147H216ZM225 146V148H224ZM227 147V148H226ZM236 147V148H235ZM254 147V148H253ZM261 147V148H260ZM263 147V148H262ZM67 148V145H65L61 151H60V154H63L65 151V149ZM217 150H216V149ZM223 150H222V149ZM232 148H234L232 150ZM250 148V149H249ZM226 149V150H224ZM236 149V150H235ZM249 151H248V150ZM255 149V150H254ZM259 149V150H258ZM10 152H9V151ZM17 148L11 146L10 142H8L7 140H2L0 142V158H6V160H8V158L10 159V157L12 155H14L16 152H19L20 150H18ZM231 150V151H230ZM241 150V151H239ZM22 151V150H21ZM130 151V150H129ZM234 151V152H233ZM238 151V152H237ZM258 151V153H257ZM5 152V154H4ZM9 152V153H8ZM14 152V153H13ZM237 152V153H236ZM240 152V153H239ZM4 154V157H3V154ZM8 153V154H7ZM11 153V154H10ZM153 153V156L157 153V150H153L152 151ZM208 153V155H207ZM235 153L237 155H235ZM261 153V154H259ZM7 154V155H6ZM9 155H11L9 157ZM84 155V156H83ZM85 151L84 153L82 154V157L84 158L85 157ZM204 155V156H205ZM226 155V156H225ZM234 155V156H231ZM41 154L38 155V158H36V163L39 164L40 166H37L36 168H34L32 171H27L26 174H27V177L28 178H36V175H39V174H42L44 175L45 173H47L49 171V168H52V166L54 165V160H49V161H44L41 157ZM211 156V157H210ZM213 156V157H212ZM150 156H147L146 159L147 160H151L152 159V156L149 158ZM210 159H209V158ZM226 157V158H225ZM125 158V157H124ZM230 158H232L231 160H229ZM258 158V159H257ZM260 158V160H259ZM126 159V158H125ZM128 160V159H127ZM263 160V161H262ZM220 161V162H219ZM249 161V162H248ZM255 161V162H254ZM257 161V162H256ZM219 162V163H217ZM3 163V162H2ZM0 163V175H4V176H9V177H16L17 174H15L16 172H14L15 170V167L13 169V166L11 167H7L8 164L6 165L5 163ZM10 164V162H8ZM255 163V164H254ZM258 163V164H257ZM258 166H257V165ZM6 165V166H5ZM5 167V168H4ZM7 167V168H6ZM242 167V168H241ZM245 167V168H244ZM10 168H11V171H10ZM241 168V169H240ZM257 168V170H256ZM9 169V170H8ZM246 169V170H244ZM7 173H5L6 171ZM40 170V171H38ZM90 168H87V167H83L82 169H80V171L82 173H87V172H90L89 171ZM10 171V172H9ZM35 171V172H33ZM93 171V177L90 176L86 179H81L79 180V182H77V185L75 186V188H72V191L70 192H67L65 193V196L64 195H59V194H56V196L53 198L56 199V201L59 199V198H66V197H69V194L72 193V192H79L78 195H80V198H84L83 200L82 199H76L77 201V205L79 207H83V208H88L89 210H95L98 214L101 212V216L103 215V212H102V209L104 207V204L105 203V199H109V194L111 195V193H114L116 191H120V187H121V182H122V177H118L116 178L118 183L117 184H114L113 186L111 185H107V183L104 181V175L102 173H96L95 169L93 168L92 169ZM95 171V172H94ZM32 172V173H31ZM41 172V173H40ZM2 173V174H1ZM6 175H5V174ZM10 173V174H9ZM14 173V175L12 176V174ZM31 175H30V174ZM38 173V174H37ZM237 175L235 176L234 175ZM263 173V174H262ZM8 174V175H7ZM204 174V173H203ZM203 174H201L200 176V180H199V183H201V181L204 180L205 176L203 177ZM30 175V177L28 176ZM205 175V174H204ZM255 175V176H254ZM96 176V177H95ZM245 176V177H244ZM257 176V177H256ZM33 177V178H32ZM203 178V180L201 179ZM231 178V180H230ZM246 178V180L244 179ZM261 178V179H260ZM263 179V180H262ZM124 180V179H123ZM237 180V181H236ZM241 180H244V181H241ZM14 181L15 179L11 180V183L14 184ZM96 181V182H95ZM121 181V182H119ZM234 181V182H233ZM236 181V182H235ZM105 184H104V183ZM228 183V184H225V183ZM230 182V183H229ZM243 182V183H241ZM79 183V184H78ZM235 183V184H234ZM247 183V184H246ZM99 186H98V185ZM101 184H104L103 186H101L102 189H104L105 187H107L106 189L102 190L100 188V185ZM259 186H257V185ZM260 184V185H259ZM224 185V186H223ZM231 185V186H230ZM234 185V186H233ZM250 187H249V186ZM255 186V187H254ZM258 188H257V187ZM112 187V188H111ZM114 187V189H113ZM197 187V188H196ZM204 187V189L202 188ZM232 187V188H231ZM261 187V188H260ZM202 188V189H201ZM223 188V189H222ZM236 188V189H235ZM95 189V190H94ZM99 189V190H98ZM102 191H101V190ZM201 189V190H200ZM209 190V191H206ZM257 190V191H261V192H257V191H254V190ZM260 189V190H259ZM92 190V191H91ZM199 190V191H198ZM205 190V191H204ZM263 190V191H262ZM94 191V192H93ZM99 191V192H98ZM101 191V192H100ZM109 191V192H108ZM202 191V192H201ZM231 191V192H230ZM90 192H92L94 195H93V198L90 196ZM212 192V193H211ZM84 193V194H83ZM88 193V194H86ZM90 193V194H89ZM100 193V194H99ZM137 193V191H132L131 192V195L132 196H135ZM83 194V196H82ZM97 194V195H96ZM187 194V195H186ZM193 194V195H192ZM232 194V195H231ZM68 195V196H67ZM86 195V196H85ZM89 195V196H87ZM92 195V194H91ZM183 195H186V196H183ZM108 196V197H107ZM232 196V197H231ZM71 197V196H70ZM97 197V199H96ZM106 197V198H105ZM179 197V198H178ZM230 197V198H229ZM104 198V199H103ZM174 198V199H173ZM184 198V199H183ZM229 198V199H228ZM179 199V200H178ZM93 200H96L95 203H93ZM103 200V201H102ZM183 200V202H187L186 204L182 205V203H180L181 201ZM235 200V201H234ZM75 201V202H76ZM209 201V202H208ZM50 202V199L47 198V199H44V200H39V202L37 203H34L32 205L33 208H36L38 209L36 214H32L31 216H29V214H25L26 218L28 217V219H30L32 222L34 220V222L32 223L33 226L30 228H26L27 225L24 223V219H21L20 220H17L14 216H13V213L10 212V211H3L0 209V226L1 228L3 227V224H6V223H9L10 225H15V224H21L23 227H25V233H27V235L29 236L30 235V238H28V236H24L21 234H18L17 235V239H18V244L17 245H10L6 242V240H4L5 238H3L2 234H0V253L2 255H4V257L7 256V258L9 260H15L13 261V263L11 264H45V259L47 258V256L45 255V259L43 258L42 260L43 261H37L36 257L33 255V251L34 250H39L41 247H43V243L39 242V236L37 235V228L39 226V220L37 217H41V216H44L43 214H47V210L44 208L48 203ZM97 202H99V206L97 204ZM208 202V203H207ZM94 204V206L92 207L91 205ZM103 204V206H102ZM208 204V205H207ZM97 205V206H95ZM210 205V206H209ZM235 206V207H234ZM92 207V208H91ZM96 207V208H94ZM99 207V208H98ZM101 207V209H100ZM149 207V208H148ZM232 207V210L230 209ZM150 208H153V209H150ZM157 207H151L150 205L146 206V207H138V209L136 210L134 216H139L140 219H142L143 221L147 222L146 224L148 226H151V228H153L157 223H159L163 218L166 217L167 214H165L166 212H163L161 209H156ZM259 208V209H258ZM201 209V210H200ZM228 209V210H227ZM237 211V212H235ZM253 209V210H252ZM262 209V210H261ZM139 210V211H138ZM159 210V211H158ZM217 210V211H216ZM219 210V211H218ZM244 212H243V211ZM252 210V211H251ZM257 210V211H256ZM138 211V212H137ZM162 211V212H160ZM198 211V212H197ZM212 211V212H211ZM226 211V212H224ZM233 211V212H231ZM239 212V213H238ZM249 212V213H248ZM139 213V214H138ZM165 215H164V214ZM189 213V214H188ZM191 213V214H190ZM193 213L195 214V216H193ZM206 215H205V214ZM216 213V214H215ZM223 213V214H222ZM227 213V214H225ZM241 213V214H240ZM263 213V214H262ZM141 214V215H140ZM203 214V215H202ZM219 214V215H218ZM222 214V215H220ZM234 214V215H233ZM237 214V215H236ZM239 214V215H238ZM37 215H40V216H37ZM188 215V216H187ZM199 215V216H198ZM215 215V217H214ZM218 215V216H216ZM228 215V216H227ZM253 215V216H252ZM12 216V217H11ZM117 216V217H116ZM186 216V217H185ZM204 216V217H203ZM241 216V217H240ZM14 217V218H13ZM30 217V218H29ZM36 217V218H35ZM120 215L119 214H116L115 215V218H119ZM203 217V218H202ZM212 217V218H211ZM224 217V219H223ZM226 217V219H225ZM248 217V218H247ZM32 218V219H31ZM35 218V219H34ZM214 218V219H213ZM37 219V220H36ZM210 222H209V220ZM216 219V220H215ZM220 219V220H219ZM233 219V220H232ZM110 220V221H109ZM159 220V221H158ZM213 220V222H212ZM222 220V221H221ZM230 220V221H229ZM92 221V220H91ZM104 221V222H103ZM109 221V222H108ZM156 221V223H155ZM158 221V222H157ZM207 221L209 223H207ZM215 221V222H214ZM221 221V222H220ZM229 221V222H228ZM233 221V222H232ZM4 222V223H3ZM78 222L83 226H89L90 229H87L85 230L82 234L81 237H79V239H75V236H74V239L76 240V242H80V239L81 241L85 242L86 244V254H87V258H88V263H94V264H104V258L101 254V252L99 253L98 252V249L101 250V247L102 246V250L104 251V254H105V257L107 256L109 258V264H118V261L119 259L121 261H119V264H140L139 262H141V260L145 261L146 263H150V262H155V264H192V257L189 255H185V252L183 253L182 251H174V252H171V255L166 259L165 262H162L161 260L164 259V256L161 255V252H152V250L149 251V247H148V243H146V246H145V241L143 238V236L140 235H136V237H132V236H128L126 238V236H124L123 240H117L115 239V234L113 233L114 230L116 229L117 227V223H114L112 219H105L103 218L102 219V222L103 224L105 225H102L103 227L105 228H102L101 232L99 233L98 236H100L99 238H101V240H99V238H97L98 236L95 235V230H93V228L89 225V219L87 216H81L78 220ZM113 222V224L111 223ZM149 222V223H148ZM153 222V223H152ZM235 222V223H234ZM232 223V224H231ZM244 223V224H243ZM247 223V224H245ZM2 224V225H1ZM112 224V225H111ZM26 225V226H24ZM153 225V226H152ZM158 225V224H157ZM240 225V226H239ZM239 226V227H238ZM245 226V227H244ZM114 227V228H113ZM216 227V228H215ZM227 229H226V228ZM237 227V228H236ZM96 228H100V225L97 226ZM28 229V230H27ZM112 229V230H111ZM114 229V230H113ZM226 229V230H225ZM222 230V231H221ZM241 230V231H240ZM29 231H32L31 233ZM166 232V233H165ZM170 231H161V233H159L157 236V240L158 241V244L159 242L161 243V241H163L165 238H166V235L169 233ZM30 233V234H29ZM171 234V232H170ZM169 234V235H170ZM89 235V236H88ZM114 235V236H112ZM230 235V236H231ZM32 236V238H31ZM38 236V237H37ZM47 234H41V238H43V241L45 239H47ZM160 236V237H159ZM89 237V238H88ZM139 237V239H138ZM185 237H189V236H185ZM26 238V239H25ZM97 238V239H96ZM132 238V239H131ZM163 238V239H162ZM31 239V241H29ZM84 239V240H83ZM95 240V241H98L100 242V245L98 243V247L95 248L94 244H92V241L91 240ZM115 239V240H114ZM142 241H141V240ZM160 239V240H159ZM162 239V240H161ZM28 240V241H27ZM88 240L90 242H88ZM34 241V243H32ZM119 241V242H118ZM120 241H122L120 243ZM39 242V243H38ZM32 243V244H31ZM41 243V244H40ZM119 243V244H118ZM39 244V245H38ZM88 244V245H87ZM92 245V246H91ZM114 245V246H113ZM100 247V248H99ZM30 248V249H29ZM36 248V249H35ZM88 248V249H87ZM120 248V249H119ZM147 248V249H146ZM230 249H227V250H224V254L226 255V259L229 261H226V264H251V262L254 261L255 258L253 257H248L246 260H244L243 262L240 261L239 263V260L237 259V256L235 254H232L231 252L234 251L233 248L231 247H228ZM170 249V246L169 245H166V250H169ZM97 250V252H96ZM121 250V251H120ZM171 250V249H170ZM31 251V252H30ZM106 251V252H105ZM95 253V254H94ZM99 253V254H98ZM120 253V254H119ZM160 253V254H159ZM235 253V251H234ZM119 254V255H118ZM123 254V255H122ZM152 254V255H151ZM155 257H153L154 255ZM176 254V255H175ZM181 254V255H179ZM232 254V255H231ZM102 257H100V256ZM122 255V256H120ZM175 255V256H174ZM228 256V258H227ZM236 256V257H235ZM49 257V256H48ZM100 257V259H99ZM153 257V258H152ZM157 257V258H156ZM162 257V258H161ZM190 257V258H188ZM17 258V259H15ZM152 258V259H151ZM156 258V259H155ZM103 259V260H101ZM117 259V260H116ZM126 261H124V260ZM154 259V260H153ZM190 259V260H189ZM19 260L21 262H19ZM99 260V261H98ZM101 260V261H100ZM171 260V261H170ZM253 260V261H251ZM117 261V262H116ZM123 261V262H122ZM189 261V262H188ZM191 261V262H190ZM228 262V263H227ZM1 264V263H0Z\"/></svg>",
    "mask_w": 264,
    "mask_h": 264
}]
</instances>
